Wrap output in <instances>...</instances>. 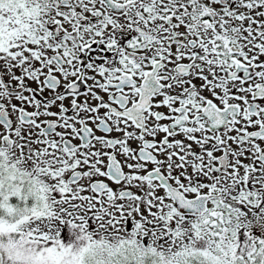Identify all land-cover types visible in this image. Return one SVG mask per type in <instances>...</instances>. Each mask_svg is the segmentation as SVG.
<instances>
[{
  "label": "snow or ice",
  "instance_id": "6c2138e0",
  "mask_svg": "<svg viewBox=\"0 0 264 264\" xmlns=\"http://www.w3.org/2000/svg\"><path fill=\"white\" fill-rule=\"evenodd\" d=\"M0 264H264V0H0Z\"/></svg>",
  "mask_w": 264,
  "mask_h": 264
}]
</instances>
